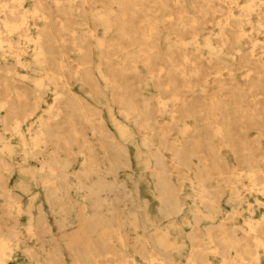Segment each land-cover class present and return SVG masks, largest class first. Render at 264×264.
Segmentation results:
<instances>
[{
  "label": "bare ground",
  "instance_id": "6f19581e",
  "mask_svg": "<svg viewBox=\"0 0 264 264\" xmlns=\"http://www.w3.org/2000/svg\"><path fill=\"white\" fill-rule=\"evenodd\" d=\"M0 264H264V0H0Z\"/></svg>",
  "mask_w": 264,
  "mask_h": 264
},
{
  "label": "rangeland",
  "instance_id": "374dc122",
  "mask_svg": "<svg viewBox=\"0 0 264 264\" xmlns=\"http://www.w3.org/2000/svg\"><path fill=\"white\" fill-rule=\"evenodd\" d=\"M98 73H99V70H98ZM150 89H152V88H150ZM106 91H107V93H109L108 92V90L106 89ZM138 136V134H135L134 135V137H137ZM129 147H130V150H133L134 152H136V151H141V153H142V151H143V149H141V146L139 145V143H138V141L136 140V138L134 139V141H131L130 142V144H129ZM142 162H139V163H137V164H133L132 166H134V167H138L139 169L137 170L139 173H140V171H142V170H140V166H142V165H148L146 162H144L143 161V159L141 160ZM139 165V166H138ZM149 167V166H148ZM143 169V168H142ZM144 169H146V170H148L149 168H144ZM143 177H145V178H149L150 176L148 175V173L147 174H145V175H142L141 177H140V179H142ZM147 191H149V189L147 188ZM227 208H231V206L230 205H227ZM254 213H258V211L257 210H254ZM22 219V221L24 222V219L23 218H21ZM53 232L55 233V234H57L58 233V229H57V226L56 225H54L53 226Z\"/></svg>",
  "mask_w": 264,
  "mask_h": 264
}]
</instances>
